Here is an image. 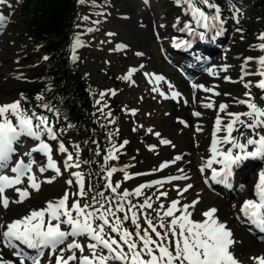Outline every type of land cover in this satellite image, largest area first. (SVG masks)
Returning a JSON list of instances; mask_svg holds the SVG:
<instances>
[{
  "label": "rangeland",
  "instance_id": "obj_1",
  "mask_svg": "<svg viewBox=\"0 0 264 264\" xmlns=\"http://www.w3.org/2000/svg\"><path fill=\"white\" fill-rule=\"evenodd\" d=\"M26 1L2 0L0 2V17H3V21L0 22V45L5 43L0 69L9 70V75L0 77V106L18 102V88L29 79L26 76L28 68L42 61L33 59L40 45L29 41L24 30L26 18L23 7ZM104 1L109 6L106 10L98 12L104 19L103 22L95 20L97 27L101 25L99 30L83 37L85 41L83 40L79 47L73 48L72 52L84 71L91 76L93 85L104 89V92L107 91L109 98H115L123 106L125 120L122 130L128 138L129 148L116 165L113 181L119 184V191L131 193L133 199H142L140 203L154 199L156 208L152 214L160 226L155 229L156 232L161 231L162 236L168 238L167 240L174 241L176 237L171 234V231L161 227V224L171 228L173 218L186 214L185 206H189L187 213L190 214L191 221H205L207 218L202 213L208 207H212L220 210L215 218L226 224L229 211L221 210L217 206L218 201L235 200L239 195H245L246 188L240 192H236V189L232 190L231 199H228L207 182L206 179L211 170L217 171L218 168L206 167L207 155L201 149L199 138L201 134L210 133L217 119L220 120L223 116L232 113L250 112L251 109L247 107L248 103H257L260 109L264 110V96L262 97L264 87L260 86L264 84V74H262L264 65L259 62L264 58V48H262L264 44L262 37L258 36L260 27H264V10L253 9L248 4L249 0H231L228 13L224 17V9L213 3L215 7L211 10L198 8L208 17L205 22L200 19L198 13L194 15L195 7L188 5L186 11L181 12L177 0ZM87 2L88 0L81 1L79 10L81 20H85L88 15L85 9ZM186 13L190 16H186ZM190 17H193L194 21L190 22ZM141 20H145L146 23ZM205 23L208 27L204 26ZM192 24L204 32L203 44L207 48H200L197 52H192L193 55L189 58H184L173 51V44H180L187 38L184 37V32L186 30L189 32L186 26ZM246 35L251 37L247 39ZM207 38H209L208 46ZM212 45L214 47L208 52L207 49H210ZM139 46L148 48V61L142 60L138 55H132L136 50L135 47ZM28 56L31 57L29 60L31 64H26L24 61ZM210 63H213L211 69L216 67L219 73L211 78L208 85L202 86L203 75H206L205 72L210 67ZM193 65H196L195 69H190ZM199 72L203 74H196ZM109 76L112 79H109ZM156 77H163V79L158 80ZM180 79H184L190 89L182 94L181 101L170 110L168 96L179 88ZM197 86L198 92L205 96V101L209 99L208 104L212 107H207L208 104H196ZM205 89L209 90L205 91ZM220 105L226 107L221 110ZM182 108H185L184 113L189 116L187 134L192 135L193 141L189 150L177 159V154L173 150L174 138L182 132V126L181 123L175 124L172 117L175 116L176 109L181 111ZM199 108L203 116L195 115ZM20 116L19 112L13 114V110L9 109L4 115H0V122H4L7 118L13 126L18 128L19 123L16 122V118ZM230 117L231 121L235 119L232 115ZM201 118L207 120L206 125H201L199 121ZM240 119L247 120L249 117L241 115ZM220 122L224 130L225 125L230 121L220 120ZM35 125L33 124V128L39 133L38 137L20 135L16 140L18 143L13 144V152L7 164L0 168V175L14 178L15 175L11 173V169L15 167L20 158L25 159L26 164L30 165L29 170L20 177L19 183L6 187L5 191L0 193V226L6 225L14 212L21 211L23 216H26L34 209L46 208L47 202L56 204L66 195V207L72 211L73 217L76 216L73 205L78 202L83 207L85 204L84 196L80 195L81 187L84 193V181L83 179L82 182L78 180L76 175L80 174V170L78 166H67L77 165L78 156L64 147L57 126L53 122L43 128H36ZM48 128H51L55 138L49 135ZM43 131L47 133V137L44 136ZM256 132L264 135V128H257ZM164 140L169 143H163ZM41 144L47 145L48 150L41 151ZM61 145L64 150H61ZM230 147L225 146L224 150ZM137 152L139 153L136 155ZM70 154L73 156L71 161L68 160ZM253 159L256 163L260 160L259 158ZM50 161L55 167H49ZM240 163L243 169L241 172L248 175L253 166L248 161L247 164L244 161ZM185 164H189V169L183 176H178L180 172L175 169ZM261 166H264V161L257 166L256 170ZM41 168L45 170L42 172ZM71 169H75L74 176L70 174ZM33 176L39 185L38 191L31 187L29 178ZM255 177L256 172L247 176L245 181L238 180L235 187H241L243 184L249 186ZM137 189H139V194H137ZM149 189H155L154 195ZM17 190L27 191L29 196L22 202H18L21 197ZM5 192L9 200L7 208L3 206ZM174 201L179 203L176 209H172L173 215L168 216L166 213L171 209ZM242 202L239 199L237 206L230 208L231 212H235L233 217L239 226L240 220L236 218V215H238L239 205ZM126 205L129 207L126 213L127 219H124L127 224L134 212L129 202H126ZM123 215L125 217V214ZM47 219L46 216L45 221ZM64 219L62 216L61 220ZM109 221L114 223L112 219ZM57 223L55 220L52 221L53 225ZM132 225L131 219V224L126 230L133 234L140 231L141 235L144 234V230H147L153 240L158 242L161 240L149 226L140 230ZM59 226L62 231H70L66 223L60 222ZM176 227L179 231L178 224ZM104 229H109V227L105 226ZM243 229L246 231L244 227ZM5 230L6 228L0 227V245H3L0 251V264H32V259L22 255L23 252L16 246V243L14 246L7 243L3 236ZM123 231L121 227L119 233ZM246 233L248 234L247 231ZM104 234L107 238L106 233ZM116 234L119 237V234ZM133 238L138 244L141 243L138 237ZM73 243L80 244L83 251L73 249L77 251V260L70 264H80L82 257L92 255L88 245L96 241L86 234L76 237L69 235L63 243L58 245L57 249L66 250L67 245ZM151 247L155 248V245ZM170 250L174 251V245ZM124 251H128L126 246H124ZM51 252L49 249L42 252L39 255L40 260L52 264L54 258L51 257ZM96 252L98 256L108 255L107 250H102L100 247L96 249ZM260 252L264 256V250ZM254 255L257 254L251 256L255 257ZM144 259L147 260L148 256L145 255ZM242 260L243 263L248 262L244 257ZM108 264H121V262L109 260ZM250 264H257V262L251 260Z\"/></svg>",
  "mask_w": 264,
  "mask_h": 264
},
{
  "label": "trees",
  "instance_id": "obj_2",
  "mask_svg": "<svg viewBox=\"0 0 264 264\" xmlns=\"http://www.w3.org/2000/svg\"><path fill=\"white\" fill-rule=\"evenodd\" d=\"M81 1L27 0L24 4V30L29 41L40 45L33 59L42 61L28 68L26 76L29 79L18 88V107L15 112H19L21 116L16 118V122L32 118V122L37 124L38 118L44 117L47 124L53 122L57 126L64 147L78 156V169L84 181V206H90L87 211L99 209L103 204L104 208L100 212L114 220L107 210L114 211L121 218V227L125 230L131 224V219L125 223L123 215L129 210L126 205L129 202L134 208L132 210L137 216L140 230L149 226V220L154 227L160 228L152 214L156 208L154 199L140 203L142 199H133L131 193L127 192L125 197L124 192L118 188L113 192L108 186L109 183L113 187L117 185L113 181V172L110 177L108 172L111 168H116L119 160H122L123 154L129 148V141L122 130L125 120L123 106L115 98H109L107 91L93 85L91 76L84 71L72 52L77 38L83 43V37L99 30L101 25L97 27L95 20L103 22L104 19L98 12L106 10L109 5L104 0H88L85 4L88 15L85 20H81ZM177 1L180 3L181 12L186 11L189 3L185 0ZM230 2L231 0H209L210 4L216 3L224 9V17L228 13ZM248 4L255 10H264V0H249ZM191 5L206 10L212 8L203 3V0H191ZM186 16L190 15L186 13ZM259 32L258 36L264 37V27H260ZM246 36L247 39L251 37ZM262 40L264 44V38ZM30 58L26 57V64H31ZM109 79L112 77L109 76ZM74 172L75 169H71L70 174L74 176ZM149 191L154 195L155 189ZM149 204L151 207H148ZM121 205L123 211H117V207ZM163 228L170 232V227ZM104 233L116 240L122 234L118 233L117 237L110 229H104Z\"/></svg>",
  "mask_w": 264,
  "mask_h": 264
},
{
  "label": "snow or ice",
  "instance_id": "obj_3",
  "mask_svg": "<svg viewBox=\"0 0 264 264\" xmlns=\"http://www.w3.org/2000/svg\"><path fill=\"white\" fill-rule=\"evenodd\" d=\"M0 2H2V0H0ZM185 2L189 3L191 7V0H185ZM203 3L208 4L209 7H215L209 3V0H203ZM196 13L199 14L201 20L205 22L208 20V17L198 8L194 9V15ZM213 19H216V17H213ZM2 21L3 17H0V22ZM204 26L208 27V24L205 23ZM79 46L80 41L77 38L73 44V48ZM262 48H264V46H262ZM45 59H47V57H45ZM259 62L261 65H264V58ZM156 79H163V77H156ZM260 86L264 87V84ZM208 90L209 89H205V91ZM241 103L245 102L241 101ZM17 107L18 102L11 105L0 106V115H4L9 109H12L13 114H15ZM207 107H212V105L208 104ZM225 107V105H220L221 110ZM247 107L251 109L248 113L230 114L234 116L235 119L230 121L227 125V136L225 139L228 143L232 144L235 149H238V151L234 153L229 149L223 154V160L220 161V163L223 164V173H217L213 170L212 179L216 180L217 183L227 184L232 167L238 165L243 159L259 158L264 160V135L256 132L257 128H264V110H261L257 105L252 103H248ZM195 115H200V113H195ZM241 115L249 117V120L240 119ZM38 120L39 123L35 125L36 128L47 126L44 117H39ZM237 123L245 129H250L252 135L245 137V133L240 132V129H234L233 126ZM216 124L217 131H219V119H217ZM234 130L240 132L239 138H234L232 136ZM48 132L50 136L55 138V134L52 132L51 128H48ZM22 134L38 137L39 133L34 131L32 118L21 119L18 128L13 126L7 118H5L4 122H0V168L6 165L13 152L14 142ZM162 142L165 144L169 143L167 140ZM248 146H252L253 150L249 151ZM40 150L47 151L48 146L41 144ZM61 150H64L63 145H61ZM215 150L216 144L214 141L213 151L215 152ZM109 157H111V151L109 152ZM72 159L73 156L70 154L68 160L71 161ZM177 159H179V157H177ZM208 163L210 166L211 161ZM67 166H78V164ZM49 167H55V165L50 161ZM29 168L30 165H24L23 162H20L18 166L11 169V171L16 174L14 178L0 175V193H3L6 187L14 186L19 183L20 177L24 175ZM44 170V168H41L42 172ZM57 171L59 170L57 169ZM114 171H116V169H111L108 172V176L110 177ZM76 175L77 179L82 182L81 175L79 173ZM221 175L222 178L217 179V177ZM29 179L31 187L38 191L39 185L36 183L35 177L33 176ZM69 183H71V181H69ZM108 186L115 192L119 184L113 187L109 183ZM186 190L187 189H185V191ZM17 191L21 197V200L18 202H22L24 198L29 196L27 191ZM137 194H139V189H137ZM80 195H84L82 187ZM123 195L126 197L128 193L125 191ZM253 197L254 198L244 201L240 208V212L248 222L264 232V171L258 174V181L253 188ZM66 200L67 195L56 202V204L47 202L46 208L34 209L22 218L0 226L6 228L3 232L5 240L10 241L14 239L27 245L29 248L38 250L51 248L54 252L57 245L63 243L69 235L76 237L86 234L90 236L92 240L96 241V243L88 245L92 255L90 257H82L80 264H108L109 260L120 261L121 264H239L234 254L229 251L230 246L235 243L232 239V232L224 223L215 218L214 214L217 211L215 208L208 209L202 213L207 218L205 221L194 222L189 219L190 214L187 213V207L189 206H185L184 211L186 214L181 217L173 218L171 221L170 231L171 234L176 237L174 241L166 240L165 237H161V234L156 232L150 220L148 221V225L152 231L156 233L157 237H161L159 242L153 240L147 230H144V234L141 235L140 231L133 234L126 229L120 235V239L116 240L112 239L110 236L105 238L104 234L105 226H108L111 232H120L122 220L120 217L116 216L114 211L111 209L107 210L114 217V223H112L109 221L107 215L100 212V209L104 208L103 204L100 205L99 209L87 211L90 206L85 205L81 207L77 202L73 205V209L76 212V216L73 217L72 211L66 207ZM8 203V198L4 197L3 206L5 208H7ZM178 203V201H174L171 205V209H169L166 215L172 216V209H176ZM190 206L194 207V205ZM148 207H151V205L149 204ZM117 211H123L122 205L117 207ZM98 212H100V215H97ZM46 216L48 217L47 221H45ZM62 216L65 218L64 220H61ZM238 218L240 217L238 216ZM124 219H127V214H125ZM131 219L132 223L139 229L140 225L137 223L135 214H133ZM53 220L58 223L53 225ZM96 221H99V223H96ZM60 222L69 225L70 231H62L59 226ZM177 224L179 225V231H177ZM161 227H164V225L161 224ZM134 236L139 238L140 244L133 238ZM151 245H155V248L151 247ZM172 245H174V251L170 250ZM124 246L127 247V252L124 251ZM98 247L102 250H107L108 255L101 254L98 256L96 252ZM73 249H79L81 252L83 251V247L80 244H69L66 250L70 255L65 257L63 255L64 250H61L56 264H70L71 261L77 260V256L72 251ZM145 255L148 256L147 260L144 259ZM30 259H32V264H39V256L30 257ZM252 259L256 261L257 264H264V256L253 257Z\"/></svg>",
  "mask_w": 264,
  "mask_h": 264
},
{
  "label": "bare ground",
  "instance_id": "obj_4",
  "mask_svg": "<svg viewBox=\"0 0 264 264\" xmlns=\"http://www.w3.org/2000/svg\"><path fill=\"white\" fill-rule=\"evenodd\" d=\"M142 22H145V20H141ZM207 46H208V41L209 38H207ZM221 41V39L219 40ZM215 44V43H214ZM214 47V45L211 46L210 49H207L208 52L209 50L211 51V49ZM141 50H138V49ZM207 47L205 46L204 49H206ZM136 50H134L132 53V55H138L139 57L142 58V60L144 61H148L149 60V50L147 47L145 46H139L138 48L135 47ZM5 51V43L2 45H0V61L2 60L3 54ZM176 51V50H173ZM178 52V51H177ZM180 53V52H178ZM2 62V61H1ZM211 65H213V63H210V67L208 68V70L205 72L206 75H203L202 78V82L201 85L202 86H206L211 82V78L214 77L215 74H218L219 71L216 69V67L211 69ZM196 65H193L190 67V69H195ZM196 74H203L201 72L196 73ZM195 74V75H196ZM9 75V70L7 69H0V77L1 76H6ZM195 86V85H194ZM193 86V87H194ZM190 89V86H188V83L184 80V79H180L179 80V88L170 93L168 96V100H169V104H170V110L171 108H175V104L179 103L181 101L182 98V94H185V92H187ZM178 93V95H177ZM205 96H203L202 94H200L198 92V86H197V92H196V100L197 103L199 105L200 104H208L209 99H207L208 101L204 100ZM184 109L182 108L181 111H179L178 109L175 110L174 114L175 116L172 117L173 121L175 124H179L181 123L182 126V132L180 134H177V136L174 138V153L177 154L176 157H181L184 152L188 151L189 148L192 146V139L190 134H187L188 131V127H189V116L187 114L184 113ZM177 112V113H176ZM198 113H200V116H203V112L201 111V109L199 108ZM177 117V120H175V118ZM233 119V117H232ZM221 121H231V117L230 115H225L223 116L221 119ZM249 120V119H247ZM246 120V121H247ZM201 125H206L207 120H204L203 118H201L200 120ZM199 123V125H200ZM229 124V123H228ZM225 125V128L223 130V126L220 122L219 128L220 130L217 131V124L216 122L214 123V125L212 126V130L210 131V133H204L200 135V145H201V149L203 151V153H205L207 155V165L206 167H210V168H218L217 171H224L223 168V164L220 163V161L223 160V154L226 153L229 149H231L234 153L238 151V149H235L232 144L228 143L227 140L225 139L227 136L226 130H227V125ZM234 129H240V132H244L245 133V137L249 136L250 134H252L250 129H245L243 128L240 124H235ZM240 132L237 131H233L232 136L234 138H239L240 137ZM215 141L216 144V150L215 152L213 151V142ZM243 142V141H241ZM15 143H18L17 141H15ZM225 146H231L230 148H227L226 150H224ZM175 150L177 152H175ZM248 150L252 151L253 148L252 146H248ZM172 153V154H174ZM12 155V153H11ZM10 155V157H11ZM209 161H211V165L209 166ZM246 164L247 161L249 164H251L252 170L251 172L246 175L244 172H241L243 169L241 167V163H239L238 165H234L231 169V175L228 177V182L226 184V186L228 187V189L225 188H221L219 185H216L215 182L216 180H211V176H213V169L210 172V175L208 176V178L206 179L207 182L213 186L214 189H216L217 192L223 193L225 195L226 198L231 199V195L233 194V191L235 190L236 192H240L241 190L246 188V193L245 195H239L235 200H228V201H221L219 200L217 203V206L220 207V209H227L229 211L228 213V221L225 224L227 226L228 229L231 230L232 232V239L235 241V243H233L230 248L229 251L231 253L234 254V257L236 258V260L239 262V264H250L251 260L254 261L252 258V254H257L254 255L255 257L257 256H262V253L260 252V250H264V244H262L264 242V237L257 231H255L251 226H249L245 221H244V217L242 215V213L240 212V208L242 206V204L244 203V201L254 198L253 197V188L254 185L257 183L258 181V174L261 171H264V166H261L258 170H256L257 166L264 161L262 159L259 160V162H255L254 159H244L243 160ZM242 161V162H243ZM8 162V161H7ZM251 162V163H250ZM255 162V163H254ZM7 164V163H6ZM189 169V164H185L184 166L179 167L178 169H175V171L180 172V174H178V176H183L185 174V171ZM256 172V177L254 178V180H252V182L250 183L249 186H247L246 184H243L241 187H235L237 186V181L238 180H246L247 176L249 175H253V173ZM11 173L13 175L14 174L12 171ZM218 173V172H217ZM222 176H218L217 179H221ZM233 190V191H232ZM232 192V193H231ZM4 197H6V192L4 193ZM241 199L243 202L239 205V210H238V215H236V218H238V216L240 218H238L240 220V226L236 224L235 222V218L233 217V214H235V212H231L230 208L233 207L235 208L237 206V201ZM212 207H208L206 210L211 209ZM220 210H217L214 214V216L216 217L219 214ZM23 213L21 211H17L12 213L11 218L6 222V223H10L16 219L22 218ZM227 217V214H226ZM243 227L246 229V231L248 232V234L246 233V231H244ZM252 235H254L256 238H254ZM8 244L10 245H15L14 243H16V246L22 250L23 253H21L22 255H24L25 257H37L39 255H41V252H43L44 250H38V249H33V248H26L25 245H23L20 241L17 240H10L7 241ZM3 249V245H0V251ZM75 255H77V251L72 250ZM255 252V253H253ZM61 253V249H55V251H52V258H54L53 263L55 264L56 259L58 258L59 254ZM63 255L65 257H67L68 255H70V253L67 250L63 251ZM245 258L248 262H244L242 258ZM2 260H6V259H2ZM76 260L71 261L70 263H74ZM256 263V261H254ZM39 264H51V263H47V262H43L40 260L39 258Z\"/></svg>",
  "mask_w": 264,
  "mask_h": 264
},
{
  "label": "water",
  "instance_id": "obj_5",
  "mask_svg": "<svg viewBox=\"0 0 264 264\" xmlns=\"http://www.w3.org/2000/svg\"><path fill=\"white\" fill-rule=\"evenodd\" d=\"M255 105H257L256 103H254ZM258 106V105H257ZM259 107V106H258Z\"/></svg>",
  "mask_w": 264,
  "mask_h": 264
}]
</instances>
